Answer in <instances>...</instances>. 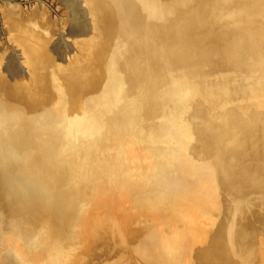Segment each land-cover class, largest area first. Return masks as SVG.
Returning <instances> with one entry per match:
<instances>
[{"label": "rangeland", "instance_id": "obj_1", "mask_svg": "<svg viewBox=\"0 0 264 264\" xmlns=\"http://www.w3.org/2000/svg\"><path fill=\"white\" fill-rule=\"evenodd\" d=\"M111 1L0 0V89L29 106L26 117L48 114L46 121L56 130L63 115L66 120L78 116L80 105L97 97L96 83L105 68L101 59L112 31L104 17ZM95 3L102 5L98 11ZM163 3L161 13L170 4ZM261 3L264 0H215L230 8L209 14L208 22L214 24L207 35L209 49L247 25L253 31H244V38L235 42L257 54L254 38L264 36ZM239 4L246 5L237 8L244 10L243 20L233 25ZM116 17L119 34L127 36L125 17L119 12ZM228 43L225 54L234 55L237 46ZM154 48L161 56L166 46ZM207 49H183L179 59L187 65L203 59L198 55ZM262 63L240 64L229 80L210 83L214 89L209 97L217 111H208L197 97L188 116L191 124L185 113L171 115L167 127L181 123L175 150H158L147 127L154 125V117L160 121L157 110L173 101V93H188L189 83L164 85L161 64L153 81L137 86L135 77V90L124 93L119 113L108 118L105 131L93 135L87 129L80 135L86 141L79 152L87 147L82 158L87 163L82 171L71 168L70 174L77 171L80 176L72 179L71 174L68 181L60 172L62 155L52 142L36 147L24 139L12 143L0 129V264H264V59ZM135 67L132 60L123 69L134 76ZM69 85L73 95L67 93ZM252 109L249 117L242 111ZM231 116L237 117V125L229 121ZM120 135L124 139L119 144ZM251 154L255 158L249 159ZM202 169L206 177L195 189L163 187L164 178L186 171L194 177ZM148 235L158 242L156 249L143 247Z\"/></svg>", "mask_w": 264, "mask_h": 264}, {"label": "water", "instance_id": "obj_2", "mask_svg": "<svg viewBox=\"0 0 264 264\" xmlns=\"http://www.w3.org/2000/svg\"><path fill=\"white\" fill-rule=\"evenodd\" d=\"M163 1L165 2V0H112L109 2L110 4H106L107 11L104 17L106 16L108 18L107 20L110 26H112V31L106 43L105 53L101 59L104 62L105 68L101 71L100 78L96 83L98 95L89 103L80 105L82 112H77L78 116L75 117L74 114L72 118L66 120L65 115H63L62 121L59 124L61 127L58 129H50L51 125L46 121L50 116L48 114L34 116L33 118L26 117V114L29 112V106L17 103V101H14L11 97L9 98L0 89V129L4 131L2 134L3 138L9 139L12 143L14 139L20 141L24 139L29 146L34 147L39 144L44 145L52 142V145L55 146L53 149L62 155L60 172L65 177L64 181H68L71 174L72 179H75L76 177L73 176H80V173L76 171V173L70 174L69 172L71 171L69 170L71 168L75 170L80 168L82 171L83 168L81 167H84V164L87 163L82 159L87 147L82 152H79L81 142L84 143L86 141L84 136L80 135L87 133V129L93 135L105 131L107 122H109L108 118L116 116L119 113L124 93L135 90V77L137 78L136 81H138L137 86L147 79L153 81L157 77L156 70L161 64L165 69L166 79L164 85L173 86L176 83L185 86V83H189L188 93L187 90L173 93V101H166L164 105H160L159 108L162 109L157 110L160 113V121L157 118L155 119L157 121L154 122L155 117L152 120V123L158 126L160 136L156 148L158 150L177 149L181 138L180 136H178L179 138L177 137L176 131L181 123L177 122L167 127L171 115L185 113L187 116L186 120L191 124L188 116L193 111L194 104L198 99L197 97L204 100L205 107H207L208 111H217V109L212 108L215 104H212L209 97V90L214 89L210 83L215 80L225 79L226 77L225 81L229 80L232 73L235 72L240 64L241 67L261 66L264 59V36L254 38L257 54L251 53L250 49L248 51L243 47L244 43L235 42L239 37L240 39L244 38L242 36L244 31L251 30V27L245 24L246 26L241 27V29L231 31V38L228 41H233L237 46L234 55L230 54V56L225 54L224 49L231 44L226 39L222 44L218 45L221 47V50L218 47L211 51V48L209 49L210 43L207 35L209 29L214 24L208 22L209 14H215L216 12L226 13L230 8L229 5L220 6L215 4V0H166L170 3L166 5L167 12L161 13L162 4H167L163 3ZM117 2H119V5H117ZM102 4L104 5L105 3ZM95 5L98 6L96 3ZM259 6H264V3L259 4ZM238 7L240 9H246L245 4L236 5L235 9ZM238 9L233 17V25L240 24L243 20L242 16L244 15L242 11L244 10L240 11ZM118 12L126 20L128 35L125 37L119 34L115 26ZM197 16L199 21L196 18ZM102 38L105 39V37ZM159 43H164L166 48L161 56H156L154 45ZM191 47L199 49L208 47V49L204 51V54L198 55L203 59L192 60L191 63L185 65L181 63L179 55L181 50ZM252 52H255V50L253 49ZM131 59L133 60V64L136 65L137 73L134 76L127 75V72L123 69L125 65L130 64ZM143 67H145L146 73L140 72L143 74L141 75L138 73V70ZM70 87L71 85L66 88L67 93L73 95L75 93L74 89ZM14 93L16 92L14 91ZM134 95H137V93H134ZM186 95L192 97L189 98ZM62 98L66 99L68 96L63 95ZM95 105H98V107L95 113L91 114L89 111H92ZM235 105L237 106V104ZM50 108L54 107L50 106ZM64 109V113H67V108L64 107ZM10 110L14 112L10 114ZM253 110H250L248 113L246 110L242 111L243 113H247L246 116L249 117ZM125 130L127 131L128 129ZM168 138L169 140L166 141ZM145 139L148 140L145 141L146 144L151 143L150 138L146 136ZM0 140H2L1 135ZM103 140L100 141L102 142L101 146H105V140L104 142ZM121 141L122 136L120 135L119 142ZM71 145H74V153H71ZM230 155L232 159L237 158L235 153H230ZM248 158H255V155L251 154ZM230 160L229 163L231 162ZM209 163L217 167V162L214 159H210ZM250 163L253 164L251 161ZM231 164L233 163L231 162ZM232 170L236 171V168L232 167ZM179 173L181 174L177 175L176 173L174 178L167 179L170 181H168L169 184L166 187L163 184L165 190L186 191L195 189L199 185V182H201V178L206 177L203 169L200 172L198 171L194 177H189L186 174L187 171L185 173ZM81 174L84 176L83 173ZM218 174L219 170L217 171L218 177L216 176L219 186ZM143 247L156 249L158 242L155 237L148 235L143 243ZM166 252L172 255V257L176 256L175 252H169V248Z\"/></svg>", "mask_w": 264, "mask_h": 264}, {"label": "bare ground", "instance_id": "obj_3", "mask_svg": "<svg viewBox=\"0 0 264 264\" xmlns=\"http://www.w3.org/2000/svg\"><path fill=\"white\" fill-rule=\"evenodd\" d=\"M97 5H98V3H96ZM99 5H100V3H99ZM102 6V5H101ZM100 6V7H101ZM97 7V6H96ZM100 7H97V11H98V8H100ZM95 10V9H94ZM100 10V9H99ZM105 12V11H104ZM99 13V12H98ZM103 13V12H102ZM99 16V15H98ZM74 36H75V34H74ZM43 59V58H42ZM9 60H10V68H11V71H12V69H13V67H15V66H13L12 65V58H9ZM143 63V62H142ZM8 64V63H7ZM10 71V70H9ZM11 71H10V73H11ZM145 71V72H144ZM14 72V71H13ZM12 72V74H14ZM141 72L142 73H146V70H145V67H143V68H141ZM7 73V72H6ZM8 74V73H7ZM141 74V73H140ZM15 75H17V74H15ZM12 80V79H11ZM0 84H3V83H1L0 82ZM12 111V110H11ZM245 114H247V113H245ZM109 117V116H108ZM112 118V117H111ZM110 118V119H111ZM109 119V120H110ZM115 121H117L116 119H114ZM238 119H237V117H234V116H231V118H229V121L230 122H234V126H235V122L237 121ZM247 120V119H246ZM245 120V121H246ZM125 121V120H124ZM243 121V120H242ZM240 122V121H239ZM248 122V121H247ZM123 124H124V122H123ZM127 125H129V123L127 124ZM237 125V124H236ZM125 126V125H124ZM123 126V127H124ZM116 127V126H115ZM121 127V126H120ZM147 127V126H146ZM239 127V126H238ZM117 128V127H116ZM125 128V127H124ZM113 129H114V124H113ZM121 129V128H120ZM129 129V128H128ZM238 129V128H237ZM109 131H110V129H108ZM235 130V129H234ZM147 131H148V133H150L151 134V136H153L154 138H155V140L156 141H158V137H159V131H158V129L157 128H155V126L153 125V126H150V130H149V127H147ZM231 132H232V130H230ZM240 131V130H239ZM116 132H118L117 130H116ZM121 132H123V131H121ZM189 131H187V130H185V132L184 133H188ZM231 132H229V133H231ZM235 132H237L236 130H235ZM235 132H233V133H235ZM220 133H222V132H220ZM232 133V134H233ZM122 134H124V133H122ZM128 134V133H127ZM189 134V133H188ZM236 134V133H235ZM227 135V134H226ZM124 136V135H123ZM232 136V135H231ZM230 136V137H231ZM234 136V135H233ZM225 138V137H224ZM227 138H228V135H227ZM226 138V139H227ZM233 138V137H232ZM124 139V138H123ZM122 139V140H123ZM94 140V139H93ZM97 140V139H96ZM231 140V139H230ZM101 141V140H100ZM148 141V140H147ZM223 141V140H222ZM107 142V141H106ZM90 143H91V141H90ZM101 143V142H100ZM120 143V142H119ZM124 143V142H123ZM122 143V144H123ZM98 144V143H97ZM102 144V143H101ZM121 144V145H122ZM208 144V143H207ZM219 145H221V143L219 144ZM85 146H87V145H85ZM218 148H219V146H218ZM219 149H221V148H219ZM81 150H83V148L81 149L80 148V152H81ZM190 156V155H189ZM169 178H174V176H171V177H168V178H164L163 180H164V183H162V184H166V185H168L169 184V182L168 181H170V180H167V179H169ZM218 186V185H217ZM215 188V187H214ZM218 198V197H217ZM26 258V257H25ZM149 258H151V257H149ZM150 260V259H149ZM151 262V261H150Z\"/></svg>", "mask_w": 264, "mask_h": 264}]
</instances>
